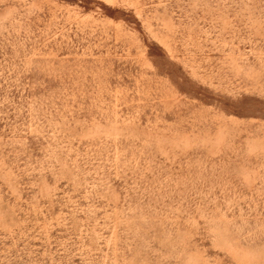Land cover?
<instances>
[{"label": "rangeland", "instance_id": "obj_1", "mask_svg": "<svg viewBox=\"0 0 264 264\" xmlns=\"http://www.w3.org/2000/svg\"><path fill=\"white\" fill-rule=\"evenodd\" d=\"M0 264H264V0H0Z\"/></svg>", "mask_w": 264, "mask_h": 264}]
</instances>
